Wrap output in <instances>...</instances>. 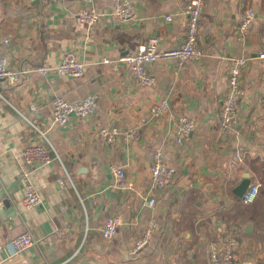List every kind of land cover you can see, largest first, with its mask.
<instances>
[{
  "label": "crops",
  "instance_id": "crops-1",
  "mask_svg": "<svg viewBox=\"0 0 264 264\" xmlns=\"http://www.w3.org/2000/svg\"><path fill=\"white\" fill-rule=\"evenodd\" d=\"M129 1L134 17L122 21L110 0H0V35L10 40L0 51L12 68H55L68 55L86 66L80 79L32 74L17 85L0 82V264H210L232 239L241 243L238 264H264V0H207L198 28L200 60L151 66L154 83L147 87L103 60H118L152 39L162 49L180 47L189 0ZM81 10H95L98 23L79 22ZM249 10L256 22L247 36L237 35ZM239 58L246 61L244 96L233 131L223 136L222 100L231 60ZM87 96L98 99L95 116L53 123L56 98ZM163 100L169 111L156 120L152 110ZM181 116L196 128L177 144ZM105 127L137 135L110 145L100 140ZM28 145L43 146L53 162L27 166ZM157 148L177 171L174 185L161 192L151 188ZM115 167L125 170V190L114 185ZM245 176L260 186L251 205L235 194ZM27 183L39 192L40 206H24ZM116 217L123 227L104 240L100 231ZM152 219L158 231L132 254ZM26 231L38 245L17 256L10 240Z\"/></svg>",
  "mask_w": 264,
  "mask_h": 264
},
{
  "label": "built area",
  "instance_id": "built-area-1",
  "mask_svg": "<svg viewBox=\"0 0 264 264\" xmlns=\"http://www.w3.org/2000/svg\"><path fill=\"white\" fill-rule=\"evenodd\" d=\"M207 0H189V4L185 10L187 17L185 40L180 47L175 49H162L160 42L152 39L145 46H140L136 52H129L119 58L118 60L104 59L103 63L109 65L112 70L119 74L123 69L129 70L131 75L135 78L140 86L147 87L154 83V79L149 73V68L158 63H174L178 67H184L191 62L199 61L201 52L198 49V28L199 21L205 10ZM247 1V0H242ZM114 7L115 16L122 21H130L134 17L133 5L129 0H110ZM256 14L249 10L242 17L239 24L236 26L235 32L240 36H247L256 22ZM77 20L88 26H94L98 23L99 17L95 10H81L78 13ZM172 17L167 16L166 21H171ZM0 45L8 47L10 45L9 37L0 35ZM263 59L264 56H261ZM246 67L244 59H232L229 69L228 89L225 97L222 100V107L220 112V120L218 129L221 135L227 136L230 134L238 120V105L244 96V90L241 86V74ZM86 70L85 63L80 61L75 55H68L61 63L55 67L40 66L32 70H20L12 68L6 55L0 51V82H5L11 85L20 83L23 76L28 77L32 74L38 77H48L50 75L57 78L80 79L84 76ZM52 119L53 123L65 125L72 118L79 120H87L96 115L98 111V99L96 96H87L84 99L76 102H68L64 98L58 97L52 104ZM169 111V103L163 100L160 104L155 106L152 110L151 116L159 120L164 117ZM196 128L195 120L181 116L177 118L176 123V142L181 144L187 141ZM137 135L133 131L128 134H121L114 128H103L100 133V140L106 144H114L119 138L126 140L132 139ZM24 162L29 167H40L48 165L53 162L48 152L43 146L28 145L23 151ZM151 188L153 192L167 191L171 188L176 179L177 171L174 167L166 162V154L161 148H157L152 156L151 163ZM114 185L116 188L125 190L128 188V178L124 168L115 167L113 169ZM26 194L23 200L24 206L28 209L35 208L41 205V196L37 189L30 183L26 184ZM260 186L251 185L247 192L242 197L243 204H254L259 196ZM3 205V199L0 196V208ZM150 209L155 208L156 200L150 198L147 203ZM121 218L109 219L100 235L104 240L113 239L118 231L123 227ZM159 226L157 222L150 220L144 231V237L139 240L132 254H136L145 245L152 234L158 231ZM10 245L14 250L15 255L19 256L29 248L38 245L34 234L26 231L20 236L10 240ZM241 243L232 239L226 244L220 253H213L210 257V264H238L239 256L238 249ZM3 250V244L0 241V252Z\"/></svg>",
  "mask_w": 264,
  "mask_h": 264
},
{
  "label": "water",
  "instance_id": "water-1",
  "mask_svg": "<svg viewBox=\"0 0 264 264\" xmlns=\"http://www.w3.org/2000/svg\"><path fill=\"white\" fill-rule=\"evenodd\" d=\"M251 181L249 176H245L244 181L240 184V186L236 189L235 194L238 198L242 199L244 194L247 192L250 187Z\"/></svg>",
  "mask_w": 264,
  "mask_h": 264
},
{
  "label": "trees",
  "instance_id": "trees-1",
  "mask_svg": "<svg viewBox=\"0 0 264 264\" xmlns=\"http://www.w3.org/2000/svg\"><path fill=\"white\" fill-rule=\"evenodd\" d=\"M67 1H69V0H67ZM47 2H49V0H47ZM78 14V13H77Z\"/></svg>",
  "mask_w": 264,
  "mask_h": 264
},
{
  "label": "bare ground",
  "instance_id": "bare-ground-1",
  "mask_svg": "<svg viewBox=\"0 0 264 264\" xmlns=\"http://www.w3.org/2000/svg\"><path fill=\"white\" fill-rule=\"evenodd\" d=\"M77 16H78V14H77ZM242 203H243V200H242Z\"/></svg>",
  "mask_w": 264,
  "mask_h": 264
}]
</instances>
